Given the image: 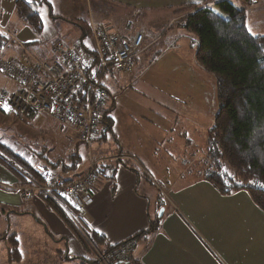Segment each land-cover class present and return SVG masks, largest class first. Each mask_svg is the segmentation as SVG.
I'll use <instances>...</instances> for the list:
<instances>
[{
    "label": "rangeland",
    "instance_id": "374dc122",
    "mask_svg": "<svg viewBox=\"0 0 264 264\" xmlns=\"http://www.w3.org/2000/svg\"><path fill=\"white\" fill-rule=\"evenodd\" d=\"M32 1L37 2L33 11L39 15L41 28L35 30L29 25L33 29L31 35L33 33L36 38H39V42L28 44V48L37 57H44L49 54L52 45L57 41L69 45L74 33L80 34V38L83 40H89V45L92 48L91 40L87 35L88 32L85 30L86 33H82L75 22H82L83 27H85L87 20L91 17L90 11L97 9L103 2L45 0L41 5L36 0ZM239 1L236 0L240 3L238 8H243L250 31L254 32L255 29L259 32L264 31V0ZM231 2L235 3L234 0ZM110 6H113L114 9L119 8L117 2H112ZM14 7L17 14L16 4ZM172 11V17L179 18L176 16L177 9ZM134 17H137L136 11ZM163 18H155L156 22L151 30L147 28L149 35L145 36V43L154 37L157 40L150 44L141 56L139 55L129 72L120 74L117 79L118 92L116 87L114 89L109 87L110 96L108 95L106 106L111 107V109L105 113L107 118L99 125L97 135L95 139L90 140L92 142L89 146L84 145L85 143L80 136L71 134L55 125L47 116L25 118L15 114H3L0 111V146H9L35 169L46 168V171L67 179L79 177L88 167L86 156L88 150L94 159L116 156L123 160H129V163L133 162L141 173L139 175V178H143L141 181L145 180L151 188L150 191L144 193L139 184L136 186L137 193L145 200L146 215L147 217L150 215V222L148 228L134 235L149 229L151 223L155 222L158 225L164 209L165 212L170 211L173 214L175 211L178 214L180 211L182 212L181 206L182 208L186 206L184 203L187 202L188 193L175 194L171 193V189L196 179L193 177L194 172L197 171L196 169H200L202 163L200 146H196V144L200 142L201 136L206 138L207 132L213 127L214 118L218 111L215 78L204 71L195 58L196 37L189 35V39L181 38L177 42L174 35L177 31L181 34L182 29L179 25L183 26V19L176 20L179 25L174 24L175 21L171 22V25H174L169 27L166 22L160 24ZM92 26L93 23H90L89 27ZM168 36H171L170 40L167 39ZM161 38L163 39L160 40ZM9 39L10 42H13L12 38ZM74 46L76 47L77 44ZM151 62H153L152 66L143 72ZM0 78L3 79L1 76ZM104 82H106V78ZM106 85L111 86L107 82ZM109 124L112 129L108 127ZM202 146L205 149V144ZM120 148L127 154L117 153ZM74 154L80 159L76 169L69 170L64 175L60 174L59 168H51L50 164L57 161H62L66 165L70 164L71 156ZM0 157V166L12 173L14 180L18 181V186L22 185L19 188L24 187L25 184V188L30 189V196L26 198L27 193L19 191L18 186L6 187L15 190L23 204L40 197L46 208L61 218L57 211L48 207L49 205H57L63 212L62 214L72 222L75 228V233L72 234L85 250L86 258L88 257L87 259L79 257L81 261L74 263L72 256H66V242L55 240L53 242L55 238L51 234L44 238L43 228L39 226L41 220L36 225L30 219H24L19 223L21 229L18 231V239L23 242L22 247H24V242L30 243L31 247L29 251L26 250L27 253L23 257L24 262L28 261L26 256L30 254L34 244L38 242L39 244H47L43 246L44 253L41 254L46 255L47 261L52 259L54 248H56L61 251L57 255L59 264L109 263L104 261V257H106L104 249H102L105 246L104 242L101 244V248L95 246L94 242L92 243L90 240L91 231L82 223L80 216H78L80 215L79 212L75 215L69 214L66 202L55 193L49 192L48 198L36 194L31 185L38 183L39 179L29 176L26 182L20 175L23 173L21 167L11 163L13 161H11L9 154L0 151ZM5 162L11 166H7ZM149 164L155 166L157 174H150V176L147 173ZM223 169L226 172L230 171L226 164ZM103 181L110 183L109 179ZM97 183L98 181L93 185L94 193ZM45 189L46 187L43 190ZM114 192V188L111 187L108 192L109 196L111 197ZM190 196L196 197L194 194H190ZM93 205L94 201L87 208L90 209ZM10 212L14 216H20L17 210ZM13 224L10 219L11 228H13ZM150 234L149 232L144 233L139 238L131 237L132 239L129 240V238L128 240L135 243L136 240H141ZM12 235L8 234V237ZM2 236L4 235H0V242L4 241L5 237ZM34 236L36 237L32 241ZM21 252L24 254V248L21 249ZM122 255L127 257L130 256V253L125 250ZM2 258L3 256H0V260ZM130 261L134 264H140L132 256H130ZM5 263L7 264V262Z\"/></svg>",
    "mask_w": 264,
    "mask_h": 264
},
{
    "label": "crops",
    "instance_id": "0c3cea01",
    "mask_svg": "<svg viewBox=\"0 0 264 264\" xmlns=\"http://www.w3.org/2000/svg\"><path fill=\"white\" fill-rule=\"evenodd\" d=\"M85 1L103 2L97 9L90 11L91 17L87 20L85 27H89L90 23L105 22L120 33H126L128 30L131 33L141 28L144 34L141 56L150 44L157 40L154 37V39L145 43V36L149 35L147 28L151 30L156 22L155 18L164 17L161 19L160 24L166 22L169 27H172L174 24H178V21L187 14L179 15L178 11L193 5L212 7L218 0ZM15 2L16 0H0V32L7 37L6 44L0 48V58L20 61V56L29 53L34 59L42 63L53 64L59 62L60 58L51 51L52 47L50 53L44 57H37L28 48V44H37L39 38H36L33 33L31 35L33 29L28 23H24L18 18L14 7ZM112 2H117L119 8L114 9L113 6H110ZM173 9H177L176 16L180 20L172 17ZM134 10L137 12V17L132 15ZM169 11L171 12L168 13ZM167 18L170 19L167 21ZM174 21L175 23L171 25V22ZM130 22H133L131 26H129ZM179 27L182 31L181 34L178 31L176 32L174 35L175 40L178 42L181 38L189 39L190 34L185 32L181 25ZM246 27L250 31L247 21ZM86 31L88 32V28ZM250 32L255 35L264 33V31L259 32L256 29L255 33ZM87 35L90 36L89 33ZM9 38H12L13 42H10ZM167 39L170 40L171 36H168ZM90 40L92 48L89 45V40H83L80 38V34L74 33L71 43L65 46L66 48H73L77 44L82 49L91 51L93 42L91 38ZM138 57L130 61V70ZM152 64L153 62L149 63L143 72H146ZM120 74L112 71L107 73L106 82L111 86H107L106 82L104 83L109 96V87L113 89L116 87L118 92L117 79ZM0 76L3 77V79L0 78V90L14 91L15 84L5 76L1 74ZM110 109L111 107L108 106L107 113ZM105 118H107L106 115L103 120ZM117 145L119 146L118 143ZM117 153L127 154L121 148ZM156 172L155 166L149 164L147 173L150 175ZM140 174L139 170L125 168L117 164L110 175L111 178L110 176L105 178L109 179L110 183H105L103 181L105 179H103L96 184L93 197L94 205L90 209L83 210L80 214L82 223L90 231L103 236L105 246L102 249L119 245L135 236V233L148 228L150 215L148 214L147 217L145 200L137 193L136 186L139 184L144 193L150 191L151 188L145 180L141 181L143 178H139ZM12 176L10 171L0 166V184H2L0 185V235L14 234L18 240L20 252L24 248V254H21L20 261L8 263L6 260L8 246L4 241L0 242V256H3L0 264L5 262L7 264H59L57 255L61 253L60 250L54 248V256L47 261L45 259L46 255H41L44 253L43 246L47 244L40 243V245L38 242L34 244L30 254L26 256L28 261L24 262L23 257L31 248L30 243L25 242L24 247H22L23 242L18 239V231L21 229L19 223L24 219H30L36 225L41 220L39 226L43 228L44 238L51 234L55 238L53 242L54 240L66 242L67 250L65 252L67 251V256L87 259L88 257L86 258L84 253L85 250L73 236L70 228L59 216L46 208L40 197L23 204L18 193L7 188L18 186V181L14 180ZM111 187L114 188L115 192L110 197L108 192ZM171 193H188L186 196L187 202L184 203L186 206L184 208L181 206L182 212L180 211V214L176 211L174 214L170 211L165 212L164 209L165 213H161V221L157 229L150 235L143 237V239L135 241L131 255L135 261H139L140 264H264V214L251 202L245 192L239 191L228 196H222L208 183L191 181L171 189ZM190 194H194L196 197L190 196ZM3 210L7 211L4 212ZM12 210H17L20 216L12 215L13 213L10 212ZM183 211L185 212L183 213ZM10 219L14 223L13 228L9 225ZM77 262L79 260L74 261V263Z\"/></svg>",
    "mask_w": 264,
    "mask_h": 264
},
{
    "label": "trees",
    "instance_id": "16d2710c",
    "mask_svg": "<svg viewBox=\"0 0 264 264\" xmlns=\"http://www.w3.org/2000/svg\"><path fill=\"white\" fill-rule=\"evenodd\" d=\"M36 1L42 5L45 0ZM234 2L218 0L212 7L193 5L178 11L179 15L187 13L183 18L182 27L185 32L196 37L197 63L204 71L213 75L217 89L218 111L206 138L201 136L200 142L196 144L200 146L202 163L200 169L194 172L193 177L196 179L193 181L210 184L222 196L243 191L264 214V33L255 35L247 29L244 10L238 8L240 3ZM15 4L18 18L33 29L39 30L41 28L39 15L33 11L37 2L17 0ZM75 23L82 33H86L85 30L88 28L90 35V27H83L84 24L79 21ZM89 37L91 38V35ZM5 41L7 37L0 32V48L5 45ZM82 50L93 54L92 50ZM0 151L9 154L13 161L11 163L21 167L23 173L20 175L26 182L29 176L40 181L41 173L46 171V168L40 170L33 168L9 146L1 145ZM71 158L70 164L57 161L50 164L51 168H59L60 174L65 175L67 171L76 169L80 161L76 154ZM5 164L11 166L7 162ZM117 164L137 170V166L133 162L129 163V160L116 162L114 168ZM225 164L230 168L229 172L223 169ZM11 169L13 170L12 167ZM57 176L64 182L71 181L61 175L57 174ZM48 207L57 211L61 219L75 233L72 222L62 214L57 205ZM67 210L69 214L77 213L68 205ZM79 214H82V211ZM157 227L155 222L151 223L149 229L133 237L139 238L144 233H153ZM3 237H5L4 243L8 246L7 262L20 261L21 252L16 236L8 237L6 234ZM90 237L95 246L100 247L103 243V236L96 232L91 231ZM129 240L116 246L105 247L104 253H111ZM71 258L74 261H81V258Z\"/></svg>",
    "mask_w": 264,
    "mask_h": 264
},
{
    "label": "built area",
    "instance_id": "2783aa9c",
    "mask_svg": "<svg viewBox=\"0 0 264 264\" xmlns=\"http://www.w3.org/2000/svg\"><path fill=\"white\" fill-rule=\"evenodd\" d=\"M91 33L93 54L56 43L53 51L60 58L57 63H42L29 53L20 56V61L0 58V74L15 84L14 91H0V109L4 111L3 105L7 104L8 114L25 118L47 116L65 131L80 136L85 146H89L90 140L96 137L100 114L107 109L108 91L104 83L107 73L129 72V61L142 52L144 40L141 28L120 33L105 22L93 23ZM86 156L88 167L75 180L64 182L44 171L40 181L31 185L34 192L55 193L76 212L86 209L93 202V185L101 181L100 172L110 176L114 170L111 162L119 159L116 156L94 159L90 150ZM25 187L18 189L27 193L28 198L30 189ZM134 245L128 241L118 246L106 254L104 261L109 262L107 264H134L130 261ZM125 250L130 256L123 257Z\"/></svg>",
    "mask_w": 264,
    "mask_h": 264
},
{
    "label": "bare ground",
    "instance_id": "6f19581e",
    "mask_svg": "<svg viewBox=\"0 0 264 264\" xmlns=\"http://www.w3.org/2000/svg\"><path fill=\"white\" fill-rule=\"evenodd\" d=\"M133 24V23H132ZM132 24H129V26H131ZM182 24H184V22H182ZM112 28V27H111ZM112 30H114V31H116L115 29H113L112 28ZM90 35H91V39H92V33H91V28H90ZM92 42H93V40H92ZM56 43H61V41H59V42H56ZM55 43V44H56ZM66 45V44H65ZM54 46V45H53ZM53 46H52V50L51 51H53ZM66 47V46H65ZM70 47V46H69ZM73 48H77V49H79L80 51H82L83 53H85L81 48H80V46H74ZM27 52V51H26ZM54 52V51H53ZM55 53V52H54ZM142 52H140V54H141ZM139 54V55H140ZM138 55V56H139ZM137 57V56H136ZM136 57H134V58H136ZM133 58V59H134ZM133 59H131V60H133ZM130 60V61H131ZM130 61H129V63H130ZM60 62V61H59ZM48 63V62H47ZM128 67H129V65H128ZM129 71H130V67H129ZM121 72L122 73H124V70H121ZM0 91H3V90H0ZM5 92H8V91H5ZM107 99H108V93H107ZM106 104H107V100H106ZM107 110V109H106ZM106 110H104L101 114H100V122H99V124H98V127H99V125L102 123V119H103V114L105 113V112H107ZM0 111L3 113V114H8L7 112H4V111H2L1 109H0ZM13 113H9L8 115H12ZM55 124V123H54ZM98 129V128H97ZM97 132H98V130H97ZM97 135V134H96ZM95 139V138H94ZM85 145V144H84ZM89 151V150H88ZM88 153V152H87ZM120 160H123L121 157H119V159H118V161H120ZM118 161H116V162H118ZM115 161L113 162H111V165H112V167L114 168V164L116 163ZM114 163V164H113ZM54 176H57V174H55V173H52ZM100 174H101V181L103 180V179H105L106 177H108V176H106L102 171L100 172ZM76 178H74V179H71V181H73V180H75ZM19 192V191H18ZM36 194H42V195H45V196H47L46 194H44V193H42V192H38V193H36Z\"/></svg>",
    "mask_w": 264,
    "mask_h": 264
},
{
    "label": "snow or ice",
    "instance_id": "6c2138e0",
    "mask_svg": "<svg viewBox=\"0 0 264 264\" xmlns=\"http://www.w3.org/2000/svg\"><path fill=\"white\" fill-rule=\"evenodd\" d=\"M0 71H2V69H0ZM3 109H4L5 112L10 111V108L8 107L7 104H4V105H3ZM61 194H62V195H65L64 193H61Z\"/></svg>",
    "mask_w": 264,
    "mask_h": 264
}]
</instances>
